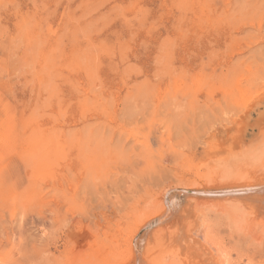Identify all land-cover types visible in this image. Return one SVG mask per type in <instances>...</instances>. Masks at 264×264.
Here are the masks:
<instances>
[{"label": "rangeland", "instance_id": "obj_1", "mask_svg": "<svg viewBox=\"0 0 264 264\" xmlns=\"http://www.w3.org/2000/svg\"><path fill=\"white\" fill-rule=\"evenodd\" d=\"M262 132L264 0H0V264L63 263L67 225L102 206L116 222L101 232L120 228L122 239L161 187L180 208L227 206L233 194L175 178L264 172V152L230 154L235 143L258 146ZM261 213L240 230L224 214L203 217L240 247L239 264H264Z\"/></svg>", "mask_w": 264, "mask_h": 264}, {"label": "bare ground", "instance_id": "obj_2", "mask_svg": "<svg viewBox=\"0 0 264 264\" xmlns=\"http://www.w3.org/2000/svg\"><path fill=\"white\" fill-rule=\"evenodd\" d=\"M256 103H258V105H259L260 102H256ZM249 110H250V108L247 109L246 112ZM106 115H108V114H106ZM245 115H249V114L246 113ZM152 116H153V114H152ZM242 121L240 123H238V125L241 124ZM96 125H98V124H96ZM98 126H101V125H98ZM117 127H118V125H117ZM88 128H91V127L88 126ZM239 128H240V133H241V131L246 130L240 126H239ZM109 130H110V128H109ZM244 134H245V132H243L242 135H244ZM47 136H49V134ZM33 137H34V135H33ZM48 139L50 141L49 137H48ZM26 140H27V138H26ZM101 140H102V138H101ZM101 140H100V144H99L101 149H99V147H97V149H99L100 152H103L104 151L103 148L105 147L107 149L109 144L106 143V144H104L105 145L104 146L103 145L104 142H102ZM73 141H75V140H73ZM89 141H91V140H89ZM71 142H72V140H71ZM109 142L110 141H108V143ZM96 143H97V141H96ZM29 144H30V142H29ZM31 145L34 146V144H32V143H31ZM101 145H103L104 147ZM106 145H107V147H106ZM235 145L236 146L230 150L231 152L229 151L230 154L232 156H234L235 158L236 157L238 158L239 155L242 156V158L245 157V158H249V159H251L254 156L257 157L258 155H260L261 153L264 152V132H262L261 143L256 147L249 148L247 145L242 147L241 145H238L236 143H235ZM25 146H26V144H25ZM85 146L86 145H84V147ZM122 146H123V143H122ZM46 147H49L48 144ZM85 148H84L83 153L85 152ZM109 148L107 150L105 149L106 150L104 152L105 154L101 153L102 154L101 158L99 157L101 161L104 159L105 165H109V163H110V161L108 160L110 158L106 157V158H108V159H106L104 157L105 155L108 156L107 155L108 153H106V152L109 151V153H110L111 148L110 149ZM214 148H215V146H214ZM69 149H71V148H69ZM97 149L94 148V150H97ZM28 150H29V148H28ZM89 150H91V152H92V148H89ZM89 150H87L88 153H89ZM80 151H81V149H80ZM100 152L97 151L96 154L100 153ZM134 154L137 155V153H134ZM98 155H100V154H97V156ZM89 156H91L89 158L93 157L92 155H89ZM94 156L96 157V155H94ZM119 157H121V156H119ZM224 158L226 161L227 158L226 157H224ZM96 159H97V157L94 158V160L92 159L94 161V162L91 161L92 164L96 163V161H97ZM253 159L254 158H252V160ZM54 160H56V159H54ZM106 161L109 163H107ZM42 164H44V163L42 162ZM103 164H104V162H103ZM103 164H100V165L102 166ZM40 165H41V163H40ZM259 165H260V161H259ZM101 166L98 165L97 169H96V167L93 165V168H91V169H93V170L96 169L97 171L92 172L93 170L90 169L92 172V177L94 176V173L98 172V169ZM104 166H103V169L101 168L103 171L105 169ZM94 167H95V169H94ZM40 168H44V166H42ZM242 170L237 171V173H236L237 175L232 179L228 180V179L223 178V177H220V179H216V177H215L213 179L212 178L206 179L205 182L203 181L204 183H200L199 181H196V179H194L195 180L194 181L193 179H188V178H184L181 176H179V177L176 176L175 182H177V184H181L182 186L186 187L187 190H190V191L200 190L201 191V189H202V190L206 191L207 189L213 188V189H217V192H218L217 194H226V193L230 194L231 193L233 195H230V196L228 195V199L226 202L227 206L216 204L215 206H213V208H209L210 207L209 206L208 207L209 209H203V208H200L199 205L192 206V205L188 204L187 206L180 208V206L177 205L176 201H174L172 198L170 199L169 196H170L171 190L168 188H165V187H163V188L161 187V189L157 193L155 192L156 195L152 197L153 199L149 200L150 202L146 203V200H145V205H143L139 209H137L135 213L131 212L134 214H132V218H131L130 222L128 221V219L126 220L129 223H126V225H127V227L125 228L126 231L124 229L126 234L124 233V231H122L125 234V236H124V234H121L124 236L122 239H120L117 236V233L118 234L120 233V228H119V230L117 229V232L115 231L116 232L115 234L113 232H112L113 234H110L109 231L108 232H101L103 227H106V225H109V224L111 225L112 223L114 224V222H116V220H114V222L113 221L111 222V219H110V217H113L111 215V214H113V212L111 210L112 207L110 208V206H109L110 209L105 208V210H101V208L103 209V206H102V207H100L99 211L98 210H97V212L95 211L96 214L93 215V217L88 221V223H86V222H85L86 224L79 223L76 226L74 225V227L72 225H67L68 227L66 229L67 233L65 234V238H66L65 244L68 246V249H64L65 255H67L66 257L64 256L66 262L64 260V261H62L63 263H61V261L59 260L60 257H59V259L52 258V262L60 261V262H58V264H239V260L241 261L242 257H244L243 256L244 254L239 249L240 247L236 246V244L234 243L235 241L232 242L229 239L226 240L225 235L222 234L220 227L217 225V223L215 221L212 222L210 219H204L203 216H205L204 215L205 212H207V214H210V215L215 214L218 217H222L225 215L224 217L227 219L228 223L233 225L235 228L238 227V225H239V230H240L241 229L240 225H242V222L246 223V224H244V226L248 225L249 223L251 224V221L249 218L250 216L253 215L252 217L256 219V217H258L259 215H262L261 212L264 211V172H260L261 171L260 169L257 171V168H256V170H250V171L247 170V172H245V170H243L244 173ZM49 174H51V173H49ZM199 176H202V175H199ZM202 177H206V176H202ZM202 179H204V178H202ZM27 186H29V185H27ZM151 186H152V184H151ZM31 187H33V186L31 185ZM141 187H143V186L141 185ZM224 188H227V189H224ZM154 189L155 188H153L152 190H154ZM27 190H29V189H27ZM187 190H185V191H187ZM150 192H151V190H150ZM130 196H132V195H130ZM220 196L221 195H219L218 197H220ZM117 197H118V194H117ZM194 197L197 198L198 195H197V197L196 196H194ZM205 197H207V196H205ZM221 197H223V196H221ZM199 198H201V197H199ZM137 202H139L138 204H140L139 200ZM95 206H97V205H95ZM135 206H137V205H135ZM133 208H135V207H133ZM136 208H138V207H136ZM119 210H117V212ZM122 210H124V208H122ZM117 212H116V214H117ZM131 213H129V214H131ZM248 214H250L249 217H248ZM127 215H128V213H127ZM130 216L131 215H129V217L128 216L127 217L130 218ZM155 217H156V222H158L159 225H156L157 228L152 235L150 234L151 237L147 238L145 240L144 239L145 237H143L144 234H141V232L147 225L152 224V219ZM240 219L243 221L241 222ZM263 219H264V216H263ZM74 220H76V219H74ZM248 221H250V222L247 224ZM118 223H120L119 220H117V224ZM231 225H230V227L232 228ZM109 227H111V226H109ZM122 227H125V226H122ZM250 231H253V230H250V228H247V233ZM262 231L264 234V223L262 225ZM231 232L233 235H235L234 231L231 230ZM243 232H245V231H243ZM244 235H246V233ZM239 236H240V234H239ZM250 236H251V234H250ZM255 239H256V237H255ZM91 248H93V251L90 250ZM256 261H258V260H256ZM54 264H57V263H54ZM244 264H255V261L251 256L247 255V261Z\"/></svg>", "mask_w": 264, "mask_h": 264}]
</instances>
